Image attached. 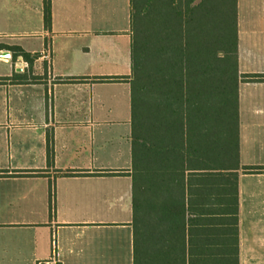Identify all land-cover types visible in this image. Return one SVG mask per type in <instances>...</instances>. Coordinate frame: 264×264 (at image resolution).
<instances>
[{
    "label": "crops",
    "instance_id": "1",
    "mask_svg": "<svg viewBox=\"0 0 264 264\" xmlns=\"http://www.w3.org/2000/svg\"><path fill=\"white\" fill-rule=\"evenodd\" d=\"M216 1L238 18L240 261L264 264V0ZM51 11L0 0V264H134L131 1Z\"/></svg>",
    "mask_w": 264,
    "mask_h": 264
},
{
    "label": "trees",
    "instance_id": "2",
    "mask_svg": "<svg viewBox=\"0 0 264 264\" xmlns=\"http://www.w3.org/2000/svg\"><path fill=\"white\" fill-rule=\"evenodd\" d=\"M130 1L134 264H241L236 6Z\"/></svg>",
    "mask_w": 264,
    "mask_h": 264
},
{
    "label": "water",
    "instance_id": "3",
    "mask_svg": "<svg viewBox=\"0 0 264 264\" xmlns=\"http://www.w3.org/2000/svg\"><path fill=\"white\" fill-rule=\"evenodd\" d=\"M3 56L11 57V53L9 51H3L1 52ZM22 62L18 63V66H21Z\"/></svg>",
    "mask_w": 264,
    "mask_h": 264
},
{
    "label": "rangeland",
    "instance_id": "4",
    "mask_svg": "<svg viewBox=\"0 0 264 264\" xmlns=\"http://www.w3.org/2000/svg\"><path fill=\"white\" fill-rule=\"evenodd\" d=\"M20 68H22V66Z\"/></svg>",
    "mask_w": 264,
    "mask_h": 264
}]
</instances>
